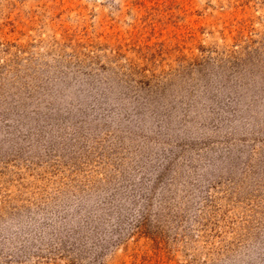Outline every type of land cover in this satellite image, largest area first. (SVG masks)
<instances>
[{
    "label": "rangeland",
    "instance_id": "1",
    "mask_svg": "<svg viewBox=\"0 0 264 264\" xmlns=\"http://www.w3.org/2000/svg\"><path fill=\"white\" fill-rule=\"evenodd\" d=\"M0 264H264V0H0Z\"/></svg>",
    "mask_w": 264,
    "mask_h": 264
}]
</instances>
